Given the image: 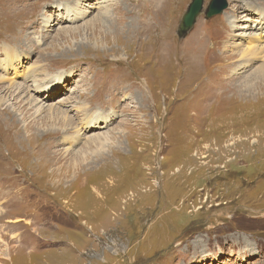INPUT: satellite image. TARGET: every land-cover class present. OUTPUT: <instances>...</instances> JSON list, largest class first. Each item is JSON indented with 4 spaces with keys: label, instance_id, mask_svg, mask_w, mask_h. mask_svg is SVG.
Returning a JSON list of instances; mask_svg holds the SVG:
<instances>
[{
    "label": "rangeland",
    "instance_id": "obj_1",
    "mask_svg": "<svg viewBox=\"0 0 264 264\" xmlns=\"http://www.w3.org/2000/svg\"><path fill=\"white\" fill-rule=\"evenodd\" d=\"M24 1L0 11V264H264V0H204L182 36L192 0L150 30L142 0Z\"/></svg>",
    "mask_w": 264,
    "mask_h": 264
},
{
    "label": "bare ground",
    "instance_id": "obj_2",
    "mask_svg": "<svg viewBox=\"0 0 264 264\" xmlns=\"http://www.w3.org/2000/svg\"><path fill=\"white\" fill-rule=\"evenodd\" d=\"M47 1V0H46ZM80 0H76V3H77V5H80V4H82V3H80L79 2ZM168 1L169 0H147V1H143L142 0V6L139 4L138 6H140V11H139V13H140V20L141 21H143V24L141 25L142 26V28L143 29H148V30H150V28H151V26L150 25H147V24H145V20H146V17L147 16H150V18L151 17H153V16H155L156 14H158V15H160L159 13L161 12V11H164L165 9V5L168 3ZM155 2H160V3H162L161 5L164 7H161V5L160 6H157V8H155ZM25 3V1L24 0H0V11L1 12H3L4 14H8V15H10L11 14V17H13V18H16V17H18V8H20V7H23L24 9H28V7H27V5L26 4H24ZM106 3H108L107 1H106ZM170 3V2H169ZM135 5V4H134ZM107 6H109L108 4H106V7ZM134 7V6H133ZM69 10H74V14H67V18H69L70 19V21L69 22H71V23H74L75 21H76V18L73 16V15H75L76 17L78 16V17H85V16H88V12L86 11L85 13H84V15H80L79 14V12L78 11H76V9L75 8H71V9H69ZM169 11V10H168ZM171 11V10H170ZM173 11V10H172ZM177 11V10H176ZM174 12V11H173ZM15 15H14V14ZM170 13V12H169ZM172 13V12H171ZM171 15V14H170ZM166 16L168 17V14H166ZM173 16V15H172ZM165 17V16H164ZM13 18H11V20H6V21H3V24H5V22H8V23H10L11 25L10 26H7L6 28H4L5 30L4 31H0V38L1 37H3V36H5L6 34H8V33H11V34H13L14 32L12 31L13 30V27H12V25L15 23V21H16V19H13ZM164 19H166V18H164ZM172 19H173V17H172ZM171 19V20H172ZM170 20V19H169ZM31 22V21H30ZM30 22H28V23H30ZM28 23H26V24H24L23 26H22V28L23 29H26L27 28V25H28ZM259 24H261V28H259V34H256V37L258 38V37H260L261 39H260V42H261V44H263L264 45V25H262V23H260L259 22ZM172 30H173V28H172ZM199 32V31H198ZM193 36H197V33H195V34H193ZM17 37H18V35H17ZM13 42H16V38H14L13 39ZM12 44V43H11ZM13 44H15V43H13ZM170 44L171 45H174L176 48H178L179 50H181V48H179L180 47V44L178 43V41L176 40V38H175V36L173 37V39L170 41ZM186 50V49H185ZM182 51V50H181ZM188 51V50H187ZM19 56V55H18ZM1 57H2V55L0 54V70H4V69H7V68H9V67H11L12 66V64L8 61V59H7V53H6V55H5V59H1ZM264 59V58H263ZM129 61V60H128ZM126 63V60L125 61H123V64H125ZM181 63H183V62H181ZM129 66V65H128ZM0 77H2V76H0ZM31 77H32V75H31ZM32 83H35L34 81H33V79H32ZM31 91H35V89L33 88ZM43 93V92H42ZM59 113H62V112H59ZM62 117L65 119V121H69V119H67L64 115H63V113H62ZM84 126V125H83ZM87 130V129H86Z\"/></svg>",
    "mask_w": 264,
    "mask_h": 264
},
{
    "label": "water",
    "instance_id": "obj_3",
    "mask_svg": "<svg viewBox=\"0 0 264 264\" xmlns=\"http://www.w3.org/2000/svg\"><path fill=\"white\" fill-rule=\"evenodd\" d=\"M228 8L226 0H212L205 12L207 19L223 14ZM204 13V0H192L187 12L184 14L179 34H186L195 26L197 19Z\"/></svg>",
    "mask_w": 264,
    "mask_h": 264
}]
</instances>
